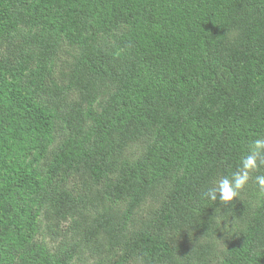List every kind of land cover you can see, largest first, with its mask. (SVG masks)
Instances as JSON below:
<instances>
[{"label": "trees", "instance_id": "16d2710c", "mask_svg": "<svg viewBox=\"0 0 264 264\" xmlns=\"http://www.w3.org/2000/svg\"><path fill=\"white\" fill-rule=\"evenodd\" d=\"M257 139L264 0H0V264H264Z\"/></svg>", "mask_w": 264, "mask_h": 264}, {"label": "clouds", "instance_id": "9594fccd", "mask_svg": "<svg viewBox=\"0 0 264 264\" xmlns=\"http://www.w3.org/2000/svg\"><path fill=\"white\" fill-rule=\"evenodd\" d=\"M264 165V139H257L249 149V154L241 160L240 167L232 175L220 179L216 185L208 188L203 196L223 206L238 198L250 179L251 172ZM255 183L264 192V175H257Z\"/></svg>", "mask_w": 264, "mask_h": 264}, {"label": "rangeland", "instance_id": "374dc122", "mask_svg": "<svg viewBox=\"0 0 264 264\" xmlns=\"http://www.w3.org/2000/svg\"><path fill=\"white\" fill-rule=\"evenodd\" d=\"M135 150H136V155H139L140 151H139L138 149H135ZM77 182H78L77 180L73 182V183H75L76 185H74L73 183L70 185V189H71V191H74V190L78 191V192H74L75 195L81 193V191H79V187L77 186V185H78ZM76 187H77V188H76ZM150 204H151V203H147V204L145 205V207H148ZM87 257H88V256H87Z\"/></svg>", "mask_w": 264, "mask_h": 264}]
</instances>
